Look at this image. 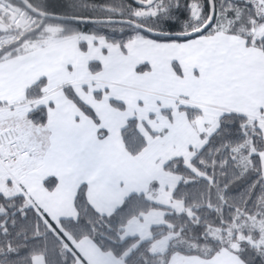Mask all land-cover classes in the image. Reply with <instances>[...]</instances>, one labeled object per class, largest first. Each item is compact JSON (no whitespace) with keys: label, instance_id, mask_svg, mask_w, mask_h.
Returning <instances> with one entry per match:
<instances>
[{"label":"snow or ice","instance_id":"6c2138e0","mask_svg":"<svg viewBox=\"0 0 264 264\" xmlns=\"http://www.w3.org/2000/svg\"><path fill=\"white\" fill-rule=\"evenodd\" d=\"M0 264H264V0H0Z\"/></svg>","mask_w":264,"mask_h":264},{"label":"trees","instance_id":"16d2710c","mask_svg":"<svg viewBox=\"0 0 264 264\" xmlns=\"http://www.w3.org/2000/svg\"><path fill=\"white\" fill-rule=\"evenodd\" d=\"M98 2H103V0H98Z\"/></svg>","mask_w":264,"mask_h":264}]
</instances>
